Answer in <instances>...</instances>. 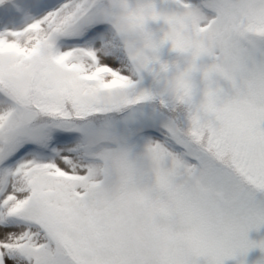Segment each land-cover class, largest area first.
I'll use <instances>...</instances> for the list:
<instances>
[{
    "label": "snow or ice",
    "instance_id": "6c2138e0",
    "mask_svg": "<svg viewBox=\"0 0 264 264\" xmlns=\"http://www.w3.org/2000/svg\"><path fill=\"white\" fill-rule=\"evenodd\" d=\"M262 226L264 0H0V264H225Z\"/></svg>",
    "mask_w": 264,
    "mask_h": 264
},
{
    "label": "clouds",
    "instance_id": "9594fccd",
    "mask_svg": "<svg viewBox=\"0 0 264 264\" xmlns=\"http://www.w3.org/2000/svg\"><path fill=\"white\" fill-rule=\"evenodd\" d=\"M112 6L121 7L119 3H114ZM122 23H130L128 18L121 17ZM143 32V29H138ZM191 58V53L189 50L185 49L183 52L178 53L177 59L174 60L170 67L165 73V79L163 81V89L169 93L180 94L183 92L185 86L190 82L191 73L189 71L188 61ZM132 206L134 208L135 214L140 216L143 214L142 205L135 201L134 196L130 197ZM161 244L164 243L163 240L159 241Z\"/></svg>",
    "mask_w": 264,
    "mask_h": 264
},
{
    "label": "rangeland",
    "instance_id": "374dc122",
    "mask_svg": "<svg viewBox=\"0 0 264 264\" xmlns=\"http://www.w3.org/2000/svg\"><path fill=\"white\" fill-rule=\"evenodd\" d=\"M149 28L156 32L157 35H162V32L159 31V29H166V26L162 23L160 24H149ZM177 53L171 51V45H165L161 51H160V59L163 57H169L171 55H175ZM202 63H209V61L204 60ZM150 79V77H149ZM222 86H223V82ZM198 98H200L198 96ZM248 238L251 241L254 242H260L264 241V226H262L259 230H252L248 233ZM243 259L244 264H257L258 261L264 260V253L260 251L259 248H254L251 251L248 252V254L245 257H237L236 259H229L225 261V264H239L240 260ZM201 264H203V261H201Z\"/></svg>",
    "mask_w": 264,
    "mask_h": 264
},
{
    "label": "trees",
    "instance_id": "16d2710c",
    "mask_svg": "<svg viewBox=\"0 0 264 264\" xmlns=\"http://www.w3.org/2000/svg\"><path fill=\"white\" fill-rule=\"evenodd\" d=\"M177 56H178V54L171 55V56H169V57H163V58L161 59V61H162V62H167V63L171 64L174 60L177 59Z\"/></svg>",
    "mask_w": 264,
    "mask_h": 264
}]
</instances>
